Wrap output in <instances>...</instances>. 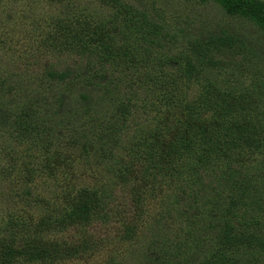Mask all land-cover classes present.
<instances>
[{
	"label": "rangeland",
	"instance_id": "obj_1",
	"mask_svg": "<svg viewBox=\"0 0 264 264\" xmlns=\"http://www.w3.org/2000/svg\"><path fill=\"white\" fill-rule=\"evenodd\" d=\"M250 20L215 0H0V252L11 247L10 264L206 263L226 217L218 194L226 198L234 179L264 176V31ZM224 32L247 37L253 52L233 50L231 64L203 76L181 72L192 63L185 33ZM68 69L83 75L48 76ZM84 93L96 101L85 104ZM26 97L40 112L23 131ZM221 98L226 111L232 105L225 114ZM192 118L221 126L208 130L210 143L216 130L246 126L225 155L200 133L182 140ZM258 183L238 213L264 222ZM84 198L90 213L69 223ZM36 236L78 250L15 251Z\"/></svg>",
	"mask_w": 264,
	"mask_h": 264
},
{
	"label": "trees",
	"instance_id": "obj_2",
	"mask_svg": "<svg viewBox=\"0 0 264 264\" xmlns=\"http://www.w3.org/2000/svg\"><path fill=\"white\" fill-rule=\"evenodd\" d=\"M229 15L232 16H241L250 18L253 23H255L260 29L264 31V4L261 2H256L254 0H215ZM149 28L152 29V32H155L157 29V24L155 22H150ZM186 44L188 46V51L190 54L189 57L192 63H188L185 67L182 68V73H186L189 75H195V77L203 76V73L207 71V67H223L231 64L233 61L228 57L229 52H240V50H245L248 52H253L252 48L249 47L251 44V40L247 37L244 39L240 38L236 34H232L229 32H224L223 34H214L209 33L205 38H200L198 36H194L192 34H186ZM250 43V44H249ZM187 67V69H186ZM207 68V69H206ZM83 75V72H76L73 74L71 69L58 71V70H49L48 76L52 79L58 81L69 80L72 77L79 78ZM96 75V74H95ZM100 77L105 79L103 74ZM82 78L86 81V84L97 85L101 84V79L97 80L91 75L82 76ZM103 84L105 87V92L98 96L101 101L103 97H109L111 94V88L109 87L112 84V77L108 79L107 85ZM108 95V96H107ZM88 94H81L82 101L86 103H92L96 100H90ZM29 97H26L24 101L21 102V107L19 108V114L17 117V125L23 131H26L28 128V124L33 123V121H27V119H31L33 113H39L40 111L32 105V101L29 100ZM224 99L221 98V103L218 104L219 107H216V110L219 113L225 114L231 110V106H228L227 111L224 109L222 104ZM122 106V114L125 116L128 114V108L126 104H121ZM32 107L35 108V111H31ZM32 112V113H31ZM38 121V120H37ZM40 121V120H39ZM41 123L45 124L46 122L41 121ZM211 125V126H210ZM222 125V124H221ZM217 125L212 122H200L196 118H192L188 120L187 125L183 129L184 136L182 140H189L191 138L192 133L198 134L200 133L204 138H207V143L210 145V148L214 151L216 147L220 152L226 153L228 152L226 149L231 146V139L233 132L238 131L241 127H245L246 125L240 123L239 126H229L230 131L225 128V132H221L220 130H216L218 136L216 140H213V143L209 141V133L208 130L216 129ZM221 127V126H217ZM219 129V128H218ZM232 131V132H231ZM209 133V134H208ZM237 133V132H236ZM220 134V135H219ZM245 136L242 139L251 143L253 137L251 133L244 134ZM240 138V137H239ZM241 140V138H240ZM215 141V142H214ZM240 143V142H239ZM216 146V147H215ZM203 155V154H202ZM243 160L238 159V163H242ZM253 177L248 178H237L232 182L235 184L230 189V193L227 194L226 198L222 194H218L219 204L224 205L225 210V219L216 235L213 238V243L215 244L211 251L210 255L205 257V264H237V260L244 259L250 261L251 263H255L260 259H264V222H260L261 220L256 219L255 213H250L248 218H241L242 213H238V208L244 206L248 202V198L255 192H258L262 189L258 182L264 184V176L257 177L254 179ZM257 182V183H255ZM197 189V188H196ZM198 190V189H197ZM195 191V190H194ZM81 201V202H80ZM78 201V204L75 206L74 211L69 214L72 219L69 223L74 221H79L82 217L86 216V214L90 213L91 210V202H88L85 198ZM213 203H216V199H212ZM92 212V211H91ZM131 226H126L127 232L131 231ZM168 245V242L162 243V246ZM78 250L77 247L52 242L50 243L47 239L38 238L36 236L30 241L24 242L23 247L17 246L15 247V251L22 252L25 255H29L30 257H47L50 255H61V256H70ZM2 255L0 256L1 263L10 264L14 261L12 257L13 250L11 247L6 246V249L0 252Z\"/></svg>",
	"mask_w": 264,
	"mask_h": 264
}]
</instances>
